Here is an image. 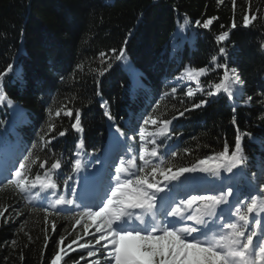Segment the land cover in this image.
<instances>
[{"label": "trees", "instance_id": "obj_1", "mask_svg": "<svg viewBox=\"0 0 264 264\" xmlns=\"http://www.w3.org/2000/svg\"><path fill=\"white\" fill-rule=\"evenodd\" d=\"M249 3L251 11L259 9L261 18L244 27L242 17ZM185 16L190 21L187 25ZM210 17L218 19L209 29L195 25L196 20L203 22ZM233 19L235 29L230 27ZM222 31H229L230 37L218 44L216 36ZM125 40L128 59L141 76L143 88L131 86L129 72L120 62L113 61V68L99 75L105 66L101 65L99 54L111 55L110 49H119ZM220 47L226 48L227 55L219 54ZM213 56L218 63H227L229 69L237 70L243 81L242 95L233 99L223 92L206 96L224 72L223 68L211 66ZM10 63L16 72L9 73L2 84L12 105L0 108V136L13 146L20 144L21 159L29 151L42 159L61 158L60 192L76 178L72 164L78 158L75 146L81 138L84 149L80 158L86 171L91 161L106 152L109 133L116 132L118 125L126 135H135L143 118L153 113L157 100L160 107L156 114L165 112L167 119L185 107L209 100L206 106L173 120L165 140L170 147H162L161 151L176 165L190 166L197 159L221 151L225 141L231 150L237 129L241 134L247 131L264 140V0H236L235 14L232 0H224L223 4L218 0H0V72ZM78 64L83 65V71L77 70ZM206 66L209 73L199 78L205 93L189 99L184 93L188 87L196 89L195 82L185 76L177 83V78L186 68ZM172 87H177V98L168 96L161 100V95ZM97 90L100 95H96ZM105 100L115 122L104 115L100 105ZM65 104L73 109V116L62 114L55 118L57 127L51 135L57 138L50 149L41 150L40 136L47 128L48 110L54 112ZM76 109L81 111L83 133L71 128ZM63 130H67L66 134L58 136ZM243 143L249 157L254 158L248 171L259 173L264 144L250 142L247 137ZM172 151L179 155L173 158ZM42 172L37 164L30 178ZM38 203L29 204L10 188L0 191V209L6 208L4 215L10 217L7 221L0 218V264H49L59 237L73 232L74 222L65 219L69 211L50 218L55 219L56 230L52 232L51 224L47 225L50 239L45 248L43 213L34 211ZM76 231L82 229L77 226ZM74 236L75 232L68 239ZM81 254L71 252L65 258L67 264H73ZM87 259L81 264H86Z\"/></svg>", "mask_w": 264, "mask_h": 264}, {"label": "snow or ice", "instance_id": "obj_2", "mask_svg": "<svg viewBox=\"0 0 264 264\" xmlns=\"http://www.w3.org/2000/svg\"><path fill=\"white\" fill-rule=\"evenodd\" d=\"M224 0H218L223 4ZM235 14L236 0H232ZM260 17V11H251L249 3L242 17L244 27L252 26ZM217 17H210L203 22L195 21L197 27L209 29ZM185 25L189 18L185 16ZM224 28V26H221ZM230 27L237 28L233 19ZM230 37L229 31H222L216 36L217 43H222ZM127 40L119 49H110L111 55L105 52L99 54L101 65L99 75L103 76L113 68V61L124 64L129 72L133 88H143V80L137 69L128 59L126 52ZM221 56L227 55L224 47L219 48ZM212 67L223 68V76L219 82L206 91L211 98L221 92L233 99L243 94V81L235 68L229 69L227 63H218L217 57L212 58ZM78 71H83V65H77ZM13 64H8L0 72V105L5 102L12 105L6 95L2 82L9 73H15ZM209 73V67L186 68L177 83L185 76L194 81L196 90L188 87L184 93L189 99L197 93H205L200 83V77ZM19 79L20 77L17 76ZM63 79V77H61ZM98 83V82H97ZM101 93L97 90L96 95ZM171 96L177 98V87L161 95V100ZM249 101L251 97L248 98ZM184 104V100H180ZM209 103L203 99L194 103L190 108L178 111L171 119L164 118L166 113L156 114L160 107L157 100L153 113L143 118L139 127L138 157L120 158L114 165V173L108 172L105 182V161L98 159L101 168L95 173L84 177L85 186H96L98 194L88 203L80 198L75 188L70 196L58 189L59 170L62 160L55 156L34 155L31 151L23 158L15 155L14 146L4 136H0V191L11 189L22 196L29 204H37L34 211L42 212L44 219V247L47 248L50 239L47 225L51 224L52 232L56 230L55 219L65 211L73 223V232L61 235L56 242L57 247L49 264H67L66 257L71 252L80 251L78 260L73 264H81L88 258L86 264H264V161L260 162L261 172H249L252 163L245 151L244 139L250 142L264 144V140L253 136L250 132L241 134L237 129L234 146L225 141L221 151L213 152L202 159H197L190 166H179L166 158L162 147L169 138L170 126L173 120L182 117L186 112L199 109ZM108 120L115 122V117L109 110L108 101L100 105ZM175 108V105H173ZM236 109L233 108V113ZM47 128L40 136L41 150H48L52 141L57 138L51 135L56 130L55 118L62 114L73 116V109L66 104L58 107L54 112L50 108ZM232 123H237L235 115ZM149 126H154L152 130ZM71 128L77 133H83L81 111L75 110V120ZM67 130L57 135L62 137ZM116 132L128 137L117 125ZM76 158L72 164V171L79 173L84 167L81 154L84 140L81 138L76 144ZM128 151H133L131 147ZM185 151H189L185 149ZM179 153L172 151L171 156ZM137 158L142 163L137 164ZM50 166L46 167V165ZM16 163L19 167H15ZM43 170L30 178L33 166ZM109 168L113 165H109ZM204 174L198 176L196 174ZM211 177L212 179H208ZM71 179V177H69ZM67 187V180L64 181ZM7 209H0V218L5 221ZM79 226L82 231H76ZM23 231V229H21ZM25 235H28L25 233ZM90 237V239H85ZM29 241L32 240L28 236ZM83 241V242H82ZM12 246H16L13 240ZM75 246V247H74ZM83 253H86V257ZM22 258V257H21Z\"/></svg>", "mask_w": 264, "mask_h": 264}, {"label": "rangeland", "instance_id": "obj_3", "mask_svg": "<svg viewBox=\"0 0 264 264\" xmlns=\"http://www.w3.org/2000/svg\"><path fill=\"white\" fill-rule=\"evenodd\" d=\"M124 65V64H123ZM5 104H6V102H5ZM5 104L4 105H0V106H5ZM129 142H131L130 143V147L133 149V151H128V153H127V156H126V158L123 156L124 154H119V156H118V158H117V162L119 163V159L120 158H124V159H128V158H131V156H133V155H136L137 157H138V148H139V143H140V141H139V136H137V138L136 139H129ZM119 143V140H117V135L115 134V133H113L112 132V134H110V136H109V144H110V146L111 147H113V146H115L116 144H118ZM114 155V154H113ZM111 161V160H110ZM111 162H109V164H110ZM117 163V164H118ZM105 182H106V180H105ZM84 192V191H83ZM83 196H84V199H86L87 200V198H88V193H83Z\"/></svg>", "mask_w": 264, "mask_h": 264}, {"label": "bare ground", "instance_id": "obj_4", "mask_svg": "<svg viewBox=\"0 0 264 264\" xmlns=\"http://www.w3.org/2000/svg\"><path fill=\"white\" fill-rule=\"evenodd\" d=\"M17 152H18V151H16L15 153H17ZM87 187H90V186H87ZM89 190H90V189H88V193H89ZM89 195H91V193H90Z\"/></svg>", "mask_w": 264, "mask_h": 264}]
</instances>
